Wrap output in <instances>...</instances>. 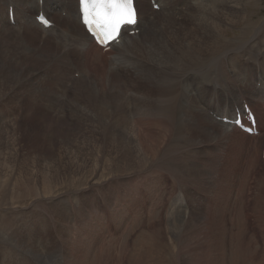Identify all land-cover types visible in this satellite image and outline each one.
<instances>
[{"label": "rangeland", "instance_id": "374dc122", "mask_svg": "<svg viewBox=\"0 0 264 264\" xmlns=\"http://www.w3.org/2000/svg\"><path fill=\"white\" fill-rule=\"evenodd\" d=\"M172 1L166 0L169 13L157 16L159 22L150 17L148 26L151 3L141 1L146 21L135 36L143 51L152 44L160 49L202 39L205 47L225 42L226 49L249 22L258 27L264 21V0H219L218 18H205L194 7L204 2L211 6V0ZM0 3L5 14V0ZM7 5L16 9L12 1ZM41 6L39 2V13ZM46 6L44 0L45 12ZM159 7L152 9L160 12ZM186 8L190 12H182ZM1 12L0 241L11 246L12 264H264V153L261 147L254 171L248 143L231 141L217 125L222 102L216 106L214 95L197 101L203 110L198 113L217 124L201 117L203 126L190 123L198 130L189 132L185 127L177 130L176 121L169 132L159 117L157 121L145 112L149 106L155 109L147 99L152 88L120 71V61L109 59L116 64L115 80L110 78L111 64L90 73L76 62L70 72L61 71L57 66L62 59H52L58 57L56 44L38 60L42 39L27 45L21 38L25 29L17 38L20 23L12 25L9 11ZM26 16L32 21L34 15ZM50 17L57 21L56 15ZM162 17L167 19L163 22ZM152 20L157 25L152 27ZM213 20L219 21L221 42L205 36L203 28ZM163 25L170 28L156 36ZM258 30L263 35L264 24ZM263 56L252 61L263 65ZM247 57L242 59H251ZM262 65L257 68L261 74ZM173 86L169 89L179 94L178 85ZM146 115L153 119L149 128L136 129ZM211 126L224 130L210 132ZM211 133L215 136L207 135ZM2 259L0 252L3 264Z\"/></svg>", "mask_w": 264, "mask_h": 264}, {"label": "bare ground", "instance_id": "6f19581e", "mask_svg": "<svg viewBox=\"0 0 264 264\" xmlns=\"http://www.w3.org/2000/svg\"><path fill=\"white\" fill-rule=\"evenodd\" d=\"M9 1H12V3L16 5L15 6L16 9L15 8L13 9L15 24L16 22L20 23V26L16 25V27H19L17 38L21 36L22 29L23 30L25 29L24 35L21 38L25 39L27 45L30 46L34 40H37V39L40 40V38L42 39L41 47L43 46L44 47H43V50L37 51L38 60L42 61L43 58L41 57V55L43 56L45 54L44 53L45 50L51 47L52 46L51 44H56L57 48L59 49L56 52V55H58V57H52V59L53 61L57 59H62V61L57 66L60 68L61 71L70 72L73 68L72 66H74L72 65V63L75 64L76 62L77 63L80 62L79 65L83 66V68L86 66L85 67L86 70L90 71L91 73L97 67L104 68L103 66L106 65V67L108 68L109 67L108 65L111 64L109 59H114L117 64H118V61H120V66H118L120 67V71L122 70L123 73L130 74L135 79L136 82L142 84L143 86H146V88L148 89L152 88L153 94L149 96L150 95V92H149L147 99L149 102H152L153 100L152 103L155 109L153 110L149 106L148 108H146L145 112L146 113L148 112V114H150L151 117L152 116L157 117L156 119L157 121H160L161 119L163 126L167 128L169 132L171 131L172 125L175 124L176 121L179 122L177 130L182 127H185L186 131L190 132L191 130L192 132H196V130H198L197 128H199L198 126H203L201 117L204 120L206 119L207 116L206 115L204 116V114L201 115L198 113V111L200 113H202L203 111L201 110L200 106L197 104L198 99L200 100L203 98L206 100H211L213 97L212 95H214L215 100H216V104H215L216 106H217V102H219L220 107L222 106L221 102L223 103L222 111H220V114L218 115L221 116L222 119L228 118L230 120H236L238 110H240L241 108L244 110V106L248 105L252 109L255 116L257 117V129L259 132V136L257 137L251 138V136L238 130L233 125H227V124H224L223 122L222 123L219 122V124H217L216 122H214V119L213 121H210L208 117L206 121L210 122L213 125L217 124L219 126H222L226 130L225 132L227 133L228 139H230L231 141L233 142L241 141V142L248 143V145H246L247 147L245 148H246V153L248 154L249 152L250 154L249 161L252 163L255 160L254 171H255V168L258 167L257 163H258L259 158L257 160L256 154L259 151V149L262 147L263 142H264V139H263V136H264L263 135L264 133V128H263L264 126V82H263L264 64L262 65V62H259L258 60L252 61V59L259 58L260 56L264 55V33L263 35H261L259 33L260 29L258 30V28L262 24H264V21L258 27H257L256 22H253V23L249 22L248 23L250 25L249 27L247 28L244 27L241 30L239 35L232 36L233 39L229 42V44L231 43V45L233 46L227 47L226 49L225 48L222 49L223 44H226V43L221 42L222 40L219 41L221 39L219 38V21L213 20L211 21V23L209 22V26H208L211 29V31L209 30L208 27L203 28L208 33L205 36L213 37L217 42H221V44H218L215 46L212 45L211 47H205L203 39L201 41L197 40V42H187V41L184 43L178 42V45L175 44V46H171L170 44H164L162 42L164 45L162 46V48L159 49V47L156 48L154 44L151 43L152 45H150V48L146 49V51L150 52V54L148 56L147 55L145 56L142 54L143 52H146L142 50L143 45L141 44V42H137L138 40H140V38H137V36L135 35L130 36L131 30L138 29L139 26L141 25L143 26L144 22L146 21V16L142 15L143 7H141L140 5L141 1L143 2V0H135V5L138 11L137 27L134 29H127L126 35L125 33H123L121 37L122 42L119 45L112 44L111 49L108 51H104L98 46H96L93 43L92 39L88 36L85 28L82 26L81 15L79 11V0H76V3L74 0H45V3L47 4L46 12H49L48 14H50V16L52 15L57 16V21L55 20L54 17H50V19L52 20L51 21L49 17L44 14L54 25V27L49 30H45L42 27H40L36 21L37 17L40 16L45 11L44 5L41 6L40 13H39L38 3L35 5L34 0H29L28 2L25 0H20L22 4L19 2V0H5V4H4L6 8L5 14H7V12L9 11L10 22H11L10 12L13 7L11 5L10 6L7 5ZM148 1H150L151 3L149 5L151 10L149 11L150 15L148 17L146 26H148L150 23V17L155 18L159 15L166 14L165 11H167L166 8H167V3H168L166 2V0H156V4L162 5V10L158 12L152 9L153 7L152 2L154 0H148ZM172 2H174V0ZM210 2H211L210 3L211 6H208V4L205 5V2H204L203 4L201 3L200 5L198 4L199 6L197 5L194 7L197 9H201L202 10L201 12L203 14L201 13L200 14L204 15L205 18H208V17L218 18L219 17V0H211ZM231 2L234 3L233 0H231ZM54 3H58L60 7L54 8V5H55ZM228 3H226V5H228ZM30 4H33V6H35V9H33L32 11H29L28 9ZM1 9L2 8L0 5V12H1ZM186 9L188 10L184 9L182 12L184 11L190 12L189 8H186ZM197 12L199 13V11H196V14ZM26 13H31L34 15L32 21L27 19ZM167 13L169 12L167 11ZM5 14L2 13V15H5ZM159 17L156 18L157 21ZM3 19H5V17ZM166 19L167 18L162 17V21L163 20L165 21ZM5 22H6V19H5ZM151 22L153 23L150 25L153 27L157 25L159 21L156 23L155 20L154 21L152 20ZM163 22H160V23H163ZM167 22H170V21H167ZM7 24L10 25L9 21L7 22ZM23 25L26 26V28L24 27L22 28ZM163 26L156 31L155 33L156 36L160 37L161 35H163L160 32L166 31V29L168 31V28H170V27H166V26L163 27ZM145 28L146 27H144V29ZM201 30L199 29V31ZM214 31L216 32V37L212 36V32ZM147 32L144 31V33H147ZM202 32L204 31L202 30ZM0 35L3 36L4 34H0ZM167 36L168 35H166V37ZM177 37L179 36L177 35ZM258 41H262V42H258ZM17 46L19 48H23V46L19 43L17 44ZM74 50H77V53H75V57L71 55ZM153 52H156L157 56L156 55L153 56L152 54ZM245 52H246V55H243V53ZM206 53H210V54H206ZM244 56H248L247 58H251V59L243 60L242 58H244ZM262 58L264 59V56ZM139 59L142 61L143 65H139L138 63V61H140ZM40 61L37 62V64L43 63ZM242 61H245V65H243V68H242ZM249 62H251V65H254L253 73H251V66ZM60 64L62 65L60 66ZM88 65L89 67H87ZM115 65L116 64L114 65L111 64V67L114 69V71L111 70L113 74L112 75L110 74L111 76L110 78L114 80L119 77L115 75L116 73ZM191 65L192 67H190ZM261 65H262V74L259 71H257V68H259ZM52 66H53V63H52ZM230 66H232V72L229 70V68L231 69ZM238 72L242 74L241 77L243 78H240L237 75ZM214 76H215V81H213ZM101 77L104 79L105 76L102 75ZM102 81H101V84H102ZM257 82L261 84V88H263L262 90L256 87ZM134 83L135 82L133 81V84ZM253 83H254V87L252 88ZM175 84L178 85V89L180 88V93L178 92L179 94H177V92L175 91L173 92L171 91V88H172L171 86L173 85L176 86ZM246 84L248 85V87H245ZM196 86H198V88ZM169 87L171 88L169 89ZM230 90L231 92L233 91V93L231 92L228 93ZM137 93L135 92V94ZM239 93H241L242 95L239 96ZM147 94L148 92L145 95ZM142 96H144V94ZM238 97H239V102L235 100V99H238ZM143 98L142 97L139 98L140 101H144ZM234 115L235 117H233ZM146 116L142 117V119L146 118ZM151 117L149 118V116H147L146 119L141 120L140 125L136 124L138 128L135 126L134 127L138 130H147V128H149L150 126L149 120L151 119ZM210 119H212V117ZM152 120L153 119H151V122ZM190 123L195 125L197 128L189 126ZM223 128H218V126H216V128L214 129L213 126H211L209 127V130L210 132H219V131H223L224 130ZM200 134H203V133H200ZM212 134L213 133L207 134V135L215 136V134L213 135ZM141 135L142 134L140 133V136ZM216 136H219V135L216 134ZM240 138H242V140H240ZM250 140L251 141L253 140V143H250ZM231 141H228V143L233 144ZM144 143L142 144L143 147H145ZM249 144H251L252 146ZM168 147H171V146H168ZM235 150L236 149H231V153H233ZM263 150H264V145L261 151ZM171 154L169 156H171ZM245 159H246V156H245ZM261 166H262V163H261ZM252 169L250 168V171ZM6 243H7V240L4 242V244L2 243V241H0V252L3 257L2 259L4 261L3 264H12L9 260V253L12 248Z\"/></svg>", "mask_w": 264, "mask_h": 264}, {"label": "snow or ice", "instance_id": "6c2138e0", "mask_svg": "<svg viewBox=\"0 0 264 264\" xmlns=\"http://www.w3.org/2000/svg\"><path fill=\"white\" fill-rule=\"evenodd\" d=\"M80 5L84 23L105 46L118 42L122 26L137 23L134 0H80Z\"/></svg>", "mask_w": 264, "mask_h": 264}]
</instances>
